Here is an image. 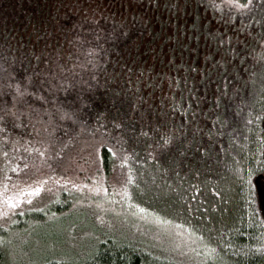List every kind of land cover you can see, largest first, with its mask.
Masks as SVG:
<instances>
[{"label": "trees", "instance_id": "obj_1", "mask_svg": "<svg viewBox=\"0 0 264 264\" xmlns=\"http://www.w3.org/2000/svg\"><path fill=\"white\" fill-rule=\"evenodd\" d=\"M76 156L193 264H264V0H0V183ZM74 196L15 213L0 264L27 230L31 264H181L112 235L60 256Z\"/></svg>", "mask_w": 264, "mask_h": 264}, {"label": "rangeland", "instance_id": "obj_2", "mask_svg": "<svg viewBox=\"0 0 264 264\" xmlns=\"http://www.w3.org/2000/svg\"><path fill=\"white\" fill-rule=\"evenodd\" d=\"M91 146L93 143H89L88 148ZM82 159L76 156V160L63 167L64 174L60 176L48 177L33 165L28 171L35 179L15 180L11 184L1 182L0 231L7 229L15 213L44 209L60 191H65L69 196L75 195V199L65 214L64 225L61 228L56 227L60 233L59 245L55 247V251H59L60 256L85 255L96 241L112 235L153 245L158 248L155 249L156 252L164 257L181 264H193V243L182 234L181 229L160 223L142 210L129 207L113 186H110L112 192L109 194L96 181L84 182L86 175L92 177L94 167L81 162ZM105 181L109 184L115 183L112 179ZM8 233L15 239V243L10 246L12 263L31 264L34 261L33 255L40 252L38 237L32 236L33 233L28 230L24 234ZM37 234L36 232L35 235ZM25 244L28 249L21 250ZM51 244L49 242L47 246L52 248Z\"/></svg>", "mask_w": 264, "mask_h": 264}, {"label": "snow or ice", "instance_id": "obj_3", "mask_svg": "<svg viewBox=\"0 0 264 264\" xmlns=\"http://www.w3.org/2000/svg\"><path fill=\"white\" fill-rule=\"evenodd\" d=\"M248 183L251 184V177H249Z\"/></svg>", "mask_w": 264, "mask_h": 264}]
</instances>
